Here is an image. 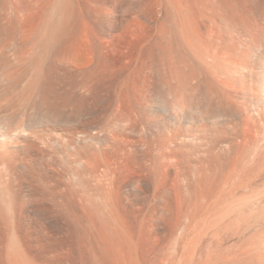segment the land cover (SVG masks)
I'll list each match as a JSON object with an SVG mask.
<instances>
[{
  "label": "bare ground",
  "instance_id": "6f19581e",
  "mask_svg": "<svg viewBox=\"0 0 264 264\" xmlns=\"http://www.w3.org/2000/svg\"><path fill=\"white\" fill-rule=\"evenodd\" d=\"M257 53L264 0H0V264H158L261 136Z\"/></svg>",
  "mask_w": 264,
  "mask_h": 264
},
{
  "label": "rangeland",
  "instance_id": "374dc122",
  "mask_svg": "<svg viewBox=\"0 0 264 264\" xmlns=\"http://www.w3.org/2000/svg\"><path fill=\"white\" fill-rule=\"evenodd\" d=\"M262 59L257 53L255 64L263 67ZM260 135L248 148L238 168L227 174L228 178L220 185L217 193L203 202L196 215L187 220L183 227H177L163 243L157 259L158 264H161L160 261L164 264H264L262 127ZM0 174V211L5 213L9 226L7 244L19 247L17 248L19 255L15 256L19 257L22 256V248L14 231L15 221L12 213L16 203L13 196L14 187L9 176L1 169ZM39 212L33 215L34 223L39 227H46L47 223L54 221L52 216L55 213L40 210ZM39 227L37 229H40ZM41 262L31 260L27 263L24 259L20 264H43ZM56 262L52 264H62Z\"/></svg>",
  "mask_w": 264,
  "mask_h": 264
}]
</instances>
